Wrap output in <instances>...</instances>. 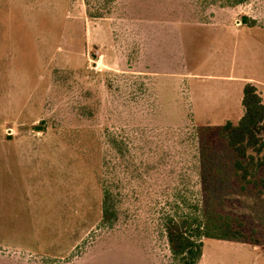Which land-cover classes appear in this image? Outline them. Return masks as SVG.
I'll list each match as a JSON object with an SVG mask.
<instances>
[{"label": "rangeland", "instance_id": "obj_1", "mask_svg": "<svg viewBox=\"0 0 264 264\" xmlns=\"http://www.w3.org/2000/svg\"><path fill=\"white\" fill-rule=\"evenodd\" d=\"M90 8L103 17L86 0H0V264H172L164 217L201 199L194 129L236 124L248 82L264 100V0ZM234 190L264 236V195ZM198 264H264V250L203 239Z\"/></svg>", "mask_w": 264, "mask_h": 264}, {"label": "trees", "instance_id": "obj_2", "mask_svg": "<svg viewBox=\"0 0 264 264\" xmlns=\"http://www.w3.org/2000/svg\"><path fill=\"white\" fill-rule=\"evenodd\" d=\"M203 1L235 7L248 0ZM90 3L91 0H86L88 16L102 18L103 12H93ZM241 106L243 114L239 121L236 124L226 122L217 135L212 127L193 131L201 161V199L188 200V212H181L177 206L173 213L164 217L172 264H198L203 239L208 238L250 243L264 250V236L249 229L251 216L241 218L230 197L236 195V186L241 194L247 193L248 187H254L258 196L264 195V100L252 82L243 87ZM107 140L114 150L123 154L117 136L108 133ZM101 186L103 201L99 227L110 228L117 219V196L109 182L102 181ZM183 203L186 205L185 200Z\"/></svg>", "mask_w": 264, "mask_h": 264}]
</instances>
